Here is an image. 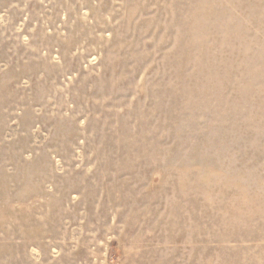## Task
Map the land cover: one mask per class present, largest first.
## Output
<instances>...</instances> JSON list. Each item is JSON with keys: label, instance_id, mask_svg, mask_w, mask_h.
Instances as JSON below:
<instances>
[{"label": "rangeland", "instance_id": "374dc122", "mask_svg": "<svg viewBox=\"0 0 264 264\" xmlns=\"http://www.w3.org/2000/svg\"><path fill=\"white\" fill-rule=\"evenodd\" d=\"M0 264H264V0H0Z\"/></svg>", "mask_w": 264, "mask_h": 264}]
</instances>
